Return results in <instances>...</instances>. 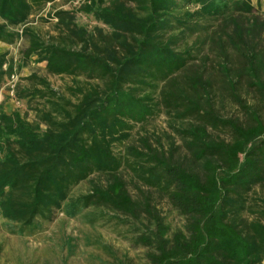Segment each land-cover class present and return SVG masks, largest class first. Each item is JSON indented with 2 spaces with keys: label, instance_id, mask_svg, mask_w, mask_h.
<instances>
[{
  "label": "trees",
  "instance_id": "1",
  "mask_svg": "<svg viewBox=\"0 0 264 264\" xmlns=\"http://www.w3.org/2000/svg\"><path fill=\"white\" fill-rule=\"evenodd\" d=\"M55 1L0 0V42L26 36L25 59L36 56L49 73L75 81L69 99L46 79L29 78L35 83L19 98L48 105L35 122L0 106V215L9 231L30 235L55 211L75 218L103 207L152 223L153 230L137 238L150 249L149 264H264V207L262 218L244 217L250 194L264 190V53L252 38L257 22L246 27L241 21L252 14V0H86L80 12L108 30L89 31L75 23L74 12L59 10L54 16L63 35L45 41L27 24ZM218 20L220 28L211 31ZM205 46L216 51L223 85L244 122L219 114ZM229 50L240 67L229 66ZM8 56L0 48V90L14 70ZM242 77L258 103L243 97ZM160 109L189 121L174 128L184 154L174 139L166 148L159 138L156 145L141 138L127 154L135 178L185 217L184 229L172 234L149 193L130 195L120 175L129 163L114 151L134 123ZM223 129L230 141L210 132ZM93 174L106 183L71 199Z\"/></svg>",
  "mask_w": 264,
  "mask_h": 264
},
{
  "label": "rangeland",
  "instance_id": "2",
  "mask_svg": "<svg viewBox=\"0 0 264 264\" xmlns=\"http://www.w3.org/2000/svg\"><path fill=\"white\" fill-rule=\"evenodd\" d=\"M84 1L86 0H56L32 16L27 26L33 28L45 41L58 39L63 35V27L58 23L54 13L63 10L75 13V23L78 26H84L89 31L95 27L104 28L107 31L108 29L94 18L80 12ZM252 4L254 5L252 14L241 21L246 27L257 22V25L253 27L252 38L258 43V50L264 53V6L260 0H252ZM222 23V20L212 22L211 31L218 30ZM19 30L22 32L21 28ZM195 40L196 36L190 42ZM27 47L26 36H22L11 45L0 42V48L9 53L8 58L14 66L13 74H15L14 82L8 77L0 90V106H3L7 112L17 110L26 115L29 121L35 122L38 120L37 111L48 105L45 100L39 98L30 102L19 98V92L23 88L34 85L35 82L29 78L36 76L46 79L52 89L69 99H72L70 89L75 86V81L68 75L49 73L46 63L38 62L36 56L25 59L24 52ZM207 53L209 54L208 72L214 81L219 114L223 118H240L244 122L246 119L242 110L233 103L223 85L222 76L218 71L216 51H211L208 46H205L202 54ZM229 54V66L235 69L240 67L237 53L229 50ZM12 86L14 87L13 96L11 95ZM239 87L249 104L259 102L245 77L239 79ZM17 100H20V105L16 104ZM259 114L264 119L263 106ZM188 122L174 118L173 114L166 109H160L147 121L134 123L128 132V137L114 144L115 153L124 157L129 163L121 168L120 175L125 180L130 195L134 199H140L144 194L149 193L153 204L169 227L170 234L184 229L186 219L171 206L166 197L156 191L148 190L135 178L131 169L134 159L127 154V148L139 147L141 138H149L154 145L159 138L168 148L174 139L180 154H184L182 142L174 128L182 124L187 125ZM210 132L216 138L231 140V134L227 130H211ZM241 159V156L236 158L238 162ZM93 183L104 185L106 178L93 174L73 189L70 198L74 199L87 194ZM263 207L264 190L258 186L250 194L249 209L244 217L250 221L262 218ZM37 222L41 225L38 231L30 235L18 236L9 231L5 220L0 215V264H149L147 254L150 249L137 241L138 237L149 234V231L153 230L152 223L146 217L138 222L131 217L102 207L90 208L75 218H69L63 212L55 211L51 219H39Z\"/></svg>",
  "mask_w": 264,
  "mask_h": 264
},
{
  "label": "built area",
  "instance_id": "3",
  "mask_svg": "<svg viewBox=\"0 0 264 264\" xmlns=\"http://www.w3.org/2000/svg\"><path fill=\"white\" fill-rule=\"evenodd\" d=\"M10 78H11V81L14 82V80H15V74H12V76H11ZM13 94H14V87L12 86L11 95L13 96ZM16 104H17V105H20V101L17 100V101H16Z\"/></svg>",
  "mask_w": 264,
  "mask_h": 264
}]
</instances>
